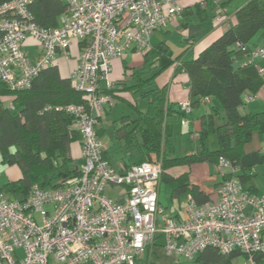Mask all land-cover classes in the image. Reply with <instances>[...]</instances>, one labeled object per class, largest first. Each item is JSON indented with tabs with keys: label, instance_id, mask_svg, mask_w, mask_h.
<instances>
[{
	"label": "built area",
	"instance_id": "obj_1",
	"mask_svg": "<svg viewBox=\"0 0 264 264\" xmlns=\"http://www.w3.org/2000/svg\"><path fill=\"white\" fill-rule=\"evenodd\" d=\"M32 1L0 4V80L12 90L27 89L58 54L69 58L71 42L78 41L77 64L69 78L75 89L86 93L87 102L64 110L75 118L82 162L56 187L33 182L24 199L0 190V264H135L159 235L170 256L193 260L208 246L223 253L237 248L247 264H256L252 254L264 251V193L245 190L230 160L218 157L217 168L229 177L216 189V198L197 204L188 194L185 217L178 219L158 202L160 162L116 170L105 158L106 144L96 131L104 106L113 103L109 94L100 92L101 84L114 87L110 61L131 48L147 51L152 33L182 13L177 0H64L65 9L52 28L33 21ZM215 17L227 25L231 15L218 8ZM27 38L37 43L34 58L24 49ZM243 57V64L264 60V45ZM258 70L264 74V67ZM209 100L203 97L201 103ZM178 107L182 114L190 113V99ZM109 186L122 188L121 199L108 195Z\"/></svg>",
	"mask_w": 264,
	"mask_h": 264
},
{
	"label": "trees",
	"instance_id": "obj_2",
	"mask_svg": "<svg viewBox=\"0 0 264 264\" xmlns=\"http://www.w3.org/2000/svg\"><path fill=\"white\" fill-rule=\"evenodd\" d=\"M6 1L9 0H0V4ZM64 9L62 0H33L29 4L33 21L44 28L55 27ZM261 30L264 31V0H247L231 15L225 29L196 57L180 61L178 56L163 63L167 46H150L141 53L142 64L126 71L124 78L116 81L113 88L105 89L100 85V92L112 98H121L120 93L125 91L139 93L145 98L144 110L136 109L134 117L123 116L115 123L118 140L125 150L133 153L136 163L161 161V177L165 178L169 168L201 161L217 163L219 156L239 168L244 145L254 134H264V110L256 113L239 111L246 93L252 96L264 84V74L259 72L255 62H242L238 66L234 61L260 46H255L252 41ZM173 63L188 77L192 107L201 103L203 97H208L210 102L211 99L216 101L223 112L219 121L215 106L213 112L202 116L195 138V153L183 156L172 153L170 143L163 135L164 118L170 108L166 103L165 88L155 86L157 76ZM86 102V93L75 89L69 76L62 77L56 64L42 68L27 89L12 90L0 80V163L16 164L21 172L18 179L0 187L1 191L10 198L24 199L33 182L43 187H56L61 180L76 173L77 165L69 156L68 145L80 136L74 126V116L64 107L85 105ZM214 132L218 134V147L212 150L209 135ZM97 134L99 136V132ZM223 177L228 178L229 174L225 173ZM170 183L174 194L188 190L193 199L196 195L204 197L201 203L210 200L199 191L194 192L186 174ZM242 186L258 194L244 183ZM237 256L247 258L237 248L223 253L208 246L192 261L195 264H232ZM252 257L256 264H264V251L254 252ZM135 264L160 263L145 259Z\"/></svg>",
	"mask_w": 264,
	"mask_h": 264
},
{
	"label": "crops",
	"instance_id": "obj_3",
	"mask_svg": "<svg viewBox=\"0 0 264 264\" xmlns=\"http://www.w3.org/2000/svg\"><path fill=\"white\" fill-rule=\"evenodd\" d=\"M62 1L65 3L64 0ZM201 1L202 0H177V2L182 7V13L168 22L166 26L161 27L162 29L165 28L166 32L170 33L171 30L169 26L171 27L170 24L172 23L175 24L176 27L179 28V30L183 33L182 42H185V45L181 43L180 46L176 48L175 55L173 56V58L179 56L180 61H186L196 57L207 45H209V43L213 39H215L223 31V29H225L224 26L220 28L210 27L209 30L205 31V29L207 28L203 29L201 25L193 27V24H189L184 21L186 15L193 13V10L199 15L202 20L209 19V15L211 14L212 10V6L210 4L211 2H206V4L204 5ZM59 17L57 19V22L59 20ZM159 37L160 35H158L155 30L150 38V46L154 47L159 44H164L168 48V44L165 42V40H157V38ZM80 45L81 44L75 40H73L70 44L69 51L72 50V53L74 55L76 54L75 56L70 55L69 58H66L62 57L63 55H57L58 58L60 57V59L63 58V60H65L63 61V64L61 66L58 64L57 60L54 63L56 64L59 74L62 77H68L70 71L75 68L77 64V55L80 51ZM257 45H264V34L258 37V41L256 42L255 46ZM24 49L32 58L36 57L39 53L37 43L31 38H27L24 42ZM125 53L131 54L132 58L134 59L132 60L131 64H127L125 61L122 62L124 76L126 71H129L133 67H137L142 64V55L136 49L131 48ZM173 58H170V60H172ZM163 60L162 62L164 63ZM170 60L168 59L167 61ZM244 60L245 58L241 56L234 61V64L239 66V64H241ZM256 60L259 61L257 62ZM255 61L257 63H255L256 67H264L263 59L256 58ZM176 63L168 66L163 75L160 73L162 76V83H164L157 87L165 88L166 103L170 108V112L166 114L164 118L163 135L168 139L172 149V153L175 156H183L186 154L195 153V138L200 130L202 116L213 112L216 108V119L219 121L223 116V112L218 103L212 99L211 102L209 100L208 103H199L198 105L193 106L190 113L182 114L179 111L178 103L189 98V85L187 75L183 71H179L176 69ZM159 75L156 78L157 81L159 80ZM101 85L103 86V84ZM120 95L121 98H112L113 103L104 106L103 113L98 117L99 123L96 127V131L99 132V138L106 144V149L104 151L105 158L116 170L126 169L129 166L135 164L136 161L133 153L129 150H125L118 140L115 132V123L118 122L123 116H128L130 118L134 117L136 114V109L144 110L146 106V101L143 105L144 107L137 106L139 101V93L134 94L125 91L121 92ZM246 95L250 94H248L247 92ZM119 103L125 104L128 107L129 111L125 110V108L117 107ZM128 104L130 106H128ZM263 110L264 84L254 95L251 96V98H246V96H244V104L239 108L240 113H256ZM184 118L188 120L187 123H182V119ZM109 128L113 129L116 139V144L111 142L113 145H117V147H113V149L112 147H110V143L108 141L103 140L106 129ZM211 142L215 145L213 146L215 148L211 149H217L218 134H216L215 132L209 135V143ZM178 145L181 149H184L182 151L183 153L181 154L177 153L176 148ZM68 153L69 156L74 160L76 165L79 166V164L82 162L80 138L78 140L70 142V144L68 145ZM243 156H246V159H244ZM78 158H80L79 162L77 161ZM261 163H264V134L262 136L254 134L251 141L244 145V153L240 158V166L236 170L235 177L240 182L242 181V183L253 189L256 193H264V190L261 188V185L254 182L255 180H250V175L247 173L251 171V173L253 172L252 174H256L255 167L257 164ZM183 174H186L189 185L191 187H194L195 193L196 191H199L202 195H205V197L207 196L210 200H214L216 198V189L224 179L223 170L218 169L216 166V162L212 161H201L192 163L190 165H179L169 168L166 173L167 178L161 177L160 180L158 188V202L163 207V210L166 214L178 219H182L185 217L183 208L187 196L188 194H190V191L187 190L186 192L174 194L171 188L170 181ZM106 192L113 199H121L123 190L121 187L109 186L107 187ZM203 198L204 197H200V195H196L194 197L195 201L198 204L203 201ZM162 243L163 237L161 235L157 236L155 243L147 249L144 255L139 257V261L137 263H140L145 259L156 261L160 264L171 263V260L169 259L170 255H167L164 252Z\"/></svg>",
	"mask_w": 264,
	"mask_h": 264
},
{
	"label": "rangeland",
	"instance_id": "obj_4",
	"mask_svg": "<svg viewBox=\"0 0 264 264\" xmlns=\"http://www.w3.org/2000/svg\"><path fill=\"white\" fill-rule=\"evenodd\" d=\"M211 3L213 4L212 10H211V14L209 15V19L208 20H202L199 15L193 10V13L191 14H187L184 21H186L189 24H193L194 26L197 25H201L202 28H207L206 30H209L210 27H217L220 28L222 27V24H224L223 20L222 23L220 22H216L214 19L216 18V13L218 8L219 9H223L225 10V12H227L228 15H232L239 7H241L243 4H245V2L247 0H217V2L210 0ZM202 2V1H201ZM171 27L170 28V33L166 32L165 28H159L156 29V33H158V35H160L159 38H157V40H165V42L168 44V49H167V54L166 57L164 58V62H166L168 59L170 60V58H173V56L175 55L176 52V48L178 46H180V44L182 43L183 45H185V42H182V32L179 30V28L176 27L175 24H170ZM224 27L226 25H223ZM264 34V31L261 30L259 31L255 36H254V40L252 41L253 44H255L258 41V37L262 36ZM76 41V40H75ZM130 53V52H129ZM129 53H125L124 56L122 58H116L115 60H112L111 63V71L109 73V78L111 81H118L122 78H124L123 75V64L122 62L125 61L127 64H131L132 60L134 58H132V55ZM70 55L71 56H75L72 53V50L70 51ZM64 57V56H62ZM167 59V60H166ZM56 60L58 62V64L61 66L63 64V58L60 59V57L58 58V56L56 57ZM55 60V61H56ZM257 62L259 60H256ZM255 61V63H256ZM257 64V63H256ZM167 70V67L161 72V74L163 75V73H165V71ZM161 74L159 75V80L155 81V86H160L162 83V76ZM114 81V82H116ZM139 97V101H138V107H144V103H145V98H142L140 95H138ZM128 106H130L128 104ZM117 107H122L125 108V110H128V107L125 104H120L117 105ZM137 107V108H138ZM132 109V108H131ZM135 109V108H134ZM212 137V136H211ZM212 139V138H211ZM103 140L108 141L110 143V147H117V145H113L111 142L116 144V139L114 136V131L112 128L106 129V132L103 136ZM210 148H215L213 146H215L214 144L209 143ZM217 146V145H216ZM250 147V146H249ZM177 153H183L182 151L184 149H181L180 146L178 145L177 148ZM244 159H246V156H243ZM78 162L80 161V158H78L77 160ZM158 162V161H157ZM161 164V161H159ZM162 167V166H161ZM256 170V174H252L251 171L249 172L250 175V180H255L254 182H256L257 184L261 185V188L264 190V163L261 164H257L255 167ZM20 175V168L16 165V164H3L0 163V187H3L5 183L9 182V181H14L16 180ZM22 249H18L17 253L19 255H22ZM143 258V257H142ZM171 260V263L169 264H195L192 260H187L181 257H173L170 256L169 258ZM139 261V259L137 260V262ZM232 264H247V259H245L243 256H237L232 260Z\"/></svg>",
	"mask_w": 264,
	"mask_h": 264
}]
</instances>
